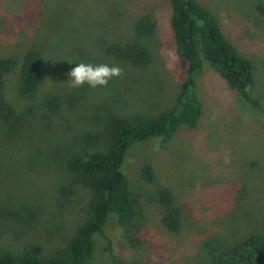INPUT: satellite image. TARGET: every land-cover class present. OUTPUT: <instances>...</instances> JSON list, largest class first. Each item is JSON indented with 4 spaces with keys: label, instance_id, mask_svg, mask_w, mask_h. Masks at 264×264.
<instances>
[{
    "label": "rangeland",
    "instance_id": "rangeland-1",
    "mask_svg": "<svg viewBox=\"0 0 264 264\" xmlns=\"http://www.w3.org/2000/svg\"><path fill=\"white\" fill-rule=\"evenodd\" d=\"M196 1L217 16L223 34L250 60L247 90L264 106V0ZM144 12L153 14L157 29L152 60L139 67L105 50L129 40ZM169 17L167 0H0V58H17L31 47L44 54L31 96L17 93V70L6 75V99L20 115L15 126L0 123V251L25 242L46 254L65 249L91 197L65 172L66 161L105 151L111 118L141 124L173 104L181 65ZM200 58L199 119L163 146L159 138L131 143L121 169L131 184L133 213L121 224L109 217L93 237L86 264L117 258L123 264H206L222 248L264 234V114L201 52ZM79 63L115 64L124 74L107 87L70 91L68 73ZM17 140L18 153L10 156ZM160 188L183 209L177 231L161 221ZM63 193L64 206L58 203Z\"/></svg>",
    "mask_w": 264,
    "mask_h": 264
},
{
    "label": "trees",
    "instance_id": "trees-1",
    "mask_svg": "<svg viewBox=\"0 0 264 264\" xmlns=\"http://www.w3.org/2000/svg\"><path fill=\"white\" fill-rule=\"evenodd\" d=\"M170 7L169 26L174 53L181 65L179 86L173 104L141 124L132 125L122 117L109 120L110 145L105 151L91 153L86 158L71 157L64 170L75 176L74 184L91 190L85 219L79 224L65 249L51 250L48 254L34 242H25L16 249H2L0 264H86L93 251V237L102 232L109 217L124 223L133 213L134 200L128 176L122 171L125 154L131 143L149 138H159L163 146L183 126H194L201 112L196 95V75L202 67L200 52L214 65L227 83L249 104L264 114V106L251 97L247 90V74L252 73L249 59L238 54L226 38L215 14L196 0H167ZM157 29L156 20L150 12L142 13L133 23L131 38L125 43L107 48L114 58H124L134 66L144 67L152 60L151 44ZM44 54L31 47L17 58H0V123L15 126L20 113L6 99L5 80L8 73L17 70L16 89L19 96H31L38 87ZM57 111V110H56ZM56 117L61 123V115ZM2 134V133H1ZM3 136V135H2ZM15 145L8 153H18ZM1 154V153H0ZM0 176L4 175L3 158L0 157ZM6 160V159H5ZM23 163V160L20 161ZM47 170V169H45ZM74 189L69 191L73 193ZM65 194L58 197L60 205L67 203ZM161 209V221L171 231L181 224L183 209L169 189L157 191ZM114 264H123L120 259ZM206 264H264V234H251L226 246L212 255Z\"/></svg>",
    "mask_w": 264,
    "mask_h": 264
},
{
    "label": "clouds",
    "instance_id": "clouds-1",
    "mask_svg": "<svg viewBox=\"0 0 264 264\" xmlns=\"http://www.w3.org/2000/svg\"><path fill=\"white\" fill-rule=\"evenodd\" d=\"M123 74L124 69L119 65L79 63L72 67L68 73V88L71 91L79 89L85 84L92 89L107 87L109 81L119 78Z\"/></svg>",
    "mask_w": 264,
    "mask_h": 264
}]
</instances>
